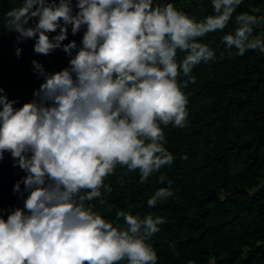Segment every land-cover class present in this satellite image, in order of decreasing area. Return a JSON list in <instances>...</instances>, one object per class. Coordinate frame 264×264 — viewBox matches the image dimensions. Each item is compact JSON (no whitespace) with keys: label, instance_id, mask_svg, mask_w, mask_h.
Wrapping results in <instances>:
<instances>
[{"label":"clouds","instance_id":"9594fccd","mask_svg":"<svg viewBox=\"0 0 264 264\" xmlns=\"http://www.w3.org/2000/svg\"><path fill=\"white\" fill-rule=\"evenodd\" d=\"M241 3L212 0L214 14L203 19L154 0H76V11L72 0H21L4 13L18 40L34 38L42 54L62 48L70 60L47 72L34 59L32 70L44 79L20 107L0 87V159L11 153L26 172L13 190L28 193L22 208L0 215V264H157L149 239L164 217L121 210V227L85 202L105 203L101 189L112 187L104 178L117 164L138 169L144 182L173 162L161 124H186V82L177 78L195 81L193 67L215 58L197 38L224 29ZM259 11L237 13L234 32L223 35L236 54L264 52V35H253V26L264 24ZM69 25L73 34L85 29L79 47L63 43ZM177 50L185 52L179 61ZM171 183L147 203L172 196Z\"/></svg>","mask_w":264,"mask_h":264},{"label":"trees","instance_id":"16d2710c","mask_svg":"<svg viewBox=\"0 0 264 264\" xmlns=\"http://www.w3.org/2000/svg\"><path fill=\"white\" fill-rule=\"evenodd\" d=\"M169 2L197 19L214 14L212 0H154L160 5ZM20 3L0 0V87L15 100L14 107L32 100L43 82L44 77L32 70L34 59L47 72L67 67L70 60L62 48L48 54L35 52L34 38L18 40V34L4 26V13ZM72 3L76 11V0ZM253 8L260 9L256 15H264V0H242L224 29L197 38L216 55L193 67L195 81L183 73L177 78L186 82L181 84L188 99L186 124H161L173 162L144 182L138 169L117 164L104 178L112 187L111 192L101 189L105 203L101 198L85 202L121 227L124 218L116 217L121 210L164 217L160 230L149 239L157 264H264V52L248 49L238 55L222 39L234 32L235 15ZM84 30L73 34L69 25L63 43L76 40L79 47ZM58 31L50 32V37ZM253 35H264V24L254 25ZM184 55L177 50L178 61ZM14 159L8 151L0 159V215L5 219L16 207H23L28 194L13 190L26 175ZM169 180L173 195L149 205L150 196L169 186Z\"/></svg>","mask_w":264,"mask_h":264}]
</instances>
